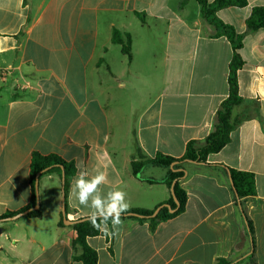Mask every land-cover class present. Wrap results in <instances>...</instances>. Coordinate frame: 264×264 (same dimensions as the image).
Instances as JSON below:
<instances>
[{
	"label": "crops",
	"instance_id": "0c3cea01",
	"mask_svg": "<svg viewBox=\"0 0 264 264\" xmlns=\"http://www.w3.org/2000/svg\"><path fill=\"white\" fill-rule=\"evenodd\" d=\"M0 0V217L32 201L33 153L73 162L68 209L62 177L41 176L42 217L0 220V264H82L74 259L73 224L89 209L71 195L79 166L108 174L110 188L127 193L129 209L156 210L172 195L168 170L152 164L136 177L132 162L158 153L179 158L190 141L203 143L229 95L233 48L201 15L197 0ZM212 3L214 0H208ZM264 0L217 12L245 35L238 72L243 103L231 141L186 163L185 210L162 221L132 218L115 235L88 238L99 264H215L252 251L226 167L255 175L245 199L257 264H264V29L246 21ZM114 30L131 39L130 56L113 43ZM155 179V183L146 180ZM111 230V224L108 225Z\"/></svg>",
	"mask_w": 264,
	"mask_h": 264
},
{
	"label": "trees",
	"instance_id": "16d2710c",
	"mask_svg": "<svg viewBox=\"0 0 264 264\" xmlns=\"http://www.w3.org/2000/svg\"><path fill=\"white\" fill-rule=\"evenodd\" d=\"M187 1L188 0H182L181 5H185ZM197 3L200 5L202 17L217 29L216 36L227 37L232 45L233 57L229 65L228 76L229 95L222 102L217 111L215 129L206 137L203 143L195 140L188 142L184 155L179 158L158 153L154 158L141 156L139 160H134L132 162V172L136 177H140L143 168L149 164L164 167L168 170L167 176L163 179V183L171 190L172 195L164 204L170 205L173 211H170V209L165 206L156 217L147 218L152 215L155 210L136 208L129 209L126 214L121 216V220L132 218L140 222H149L151 231H155L162 221L174 218L185 210L188 195L186 190L181 186V181L187 174L185 164L189 162L212 165L207 162L208 156L218 153L231 141V133L239 123V120H232V111L235 106L242 104L244 101L239 94L238 72L244 66L240 50L243 47L245 35L238 33L233 26L222 21L218 17L217 12L227 7H245L248 4V0H214L212 3L208 0H197ZM246 24L250 31L264 29V6L255 7L250 17L247 19ZM112 40L115 44H121L123 52L130 56V36L127 37V41H124L121 32L114 30ZM226 168L232 179L235 204L247 224V229L252 240V251L246 257L238 260L219 258L215 264H257L254 229L251 221L247 217L244 204L247 197L256 195L255 175L251 172L239 171L229 167ZM63 170L65 178L62 182V192L65 211H67V196L70 178L76 173L75 164L64 160L57 154L42 155L35 152L32 155L30 164L29 182L33 191L31 203L19 211L8 212L1 216L0 220L10 219L29 210L30 211L26 215L41 218V207L36 210H31L36 206L39 200L36 182L40 180L41 176L52 172H58L62 177ZM146 181L148 183L156 182L155 179L151 178ZM64 219L65 217L60 221V225H64ZM109 224H111V221H109ZM73 227L76 232L73 246L76 251L80 250L78 254H75L74 259L80 261L82 264H99L97 251L88 244V238L98 236L102 232L93 228L87 217L74 221Z\"/></svg>",
	"mask_w": 264,
	"mask_h": 264
},
{
	"label": "clouds",
	"instance_id": "9594fccd",
	"mask_svg": "<svg viewBox=\"0 0 264 264\" xmlns=\"http://www.w3.org/2000/svg\"><path fill=\"white\" fill-rule=\"evenodd\" d=\"M79 171L71 186V195L79 205L89 209L87 219L98 231L106 235L118 233L123 221L121 216L130 208L127 193L110 188L106 193L103 186L108 185V174L100 168L89 171L79 166ZM111 221V230H109Z\"/></svg>",
	"mask_w": 264,
	"mask_h": 264
},
{
	"label": "water",
	"instance_id": "95a60500",
	"mask_svg": "<svg viewBox=\"0 0 264 264\" xmlns=\"http://www.w3.org/2000/svg\"><path fill=\"white\" fill-rule=\"evenodd\" d=\"M64 178H65V173H64V170H63V171H62V180H64ZM230 180H231V183H232V179H231V177H230ZM38 185H39V180H37V182H36V189H37V191H38ZM165 206L168 207V208L170 209V211H173V210H171L170 205H168V204H163V205H161L160 207H158V208L153 212V214L150 215V216H148L147 218L156 217L157 214L160 212V210H161L163 207H165ZM39 207H40V203H39V200H38L36 206L33 207L31 210H36V209H38ZM29 211H30V210H29ZM29 211H26L25 213L18 214V215H16V216L12 217L11 219H15V218H18V217H20V216H22V215H26ZM63 212H65V207L63 208ZM73 222H74V221L67 220V218L64 219V223H65L66 225L73 224ZM1 232H2V230H0V233H1Z\"/></svg>",
	"mask_w": 264,
	"mask_h": 264
},
{
	"label": "built area",
	"instance_id": "2783aa9c",
	"mask_svg": "<svg viewBox=\"0 0 264 264\" xmlns=\"http://www.w3.org/2000/svg\"><path fill=\"white\" fill-rule=\"evenodd\" d=\"M7 72H8V70H7V69L0 70V75H1V74H2V75H5Z\"/></svg>",
	"mask_w": 264,
	"mask_h": 264
}]
</instances>
